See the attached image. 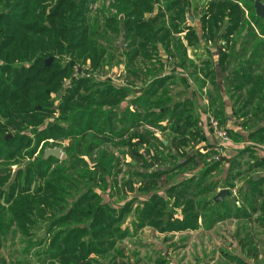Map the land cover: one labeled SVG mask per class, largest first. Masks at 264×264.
Returning a JSON list of instances; mask_svg holds the SVG:
<instances>
[{
	"label": "trees",
	"instance_id": "trees-1",
	"mask_svg": "<svg viewBox=\"0 0 264 264\" xmlns=\"http://www.w3.org/2000/svg\"><path fill=\"white\" fill-rule=\"evenodd\" d=\"M89 1L0 0V163L13 160L23 150H29L28 155L32 157L42 143L52 140L74 142L79 138L80 141L76 143L78 148L81 143L90 142L79 156L78 152H69L70 160L75 161L73 164L85 168L82 169L83 173L69 172L65 168L48 174V171L41 169L56 161V158L49 157L47 161L42 158L39 163L27 164L17 172V180L12 183L6 196L9 213H5L0 202V246L14 224L27 232L29 226L39 224L35 219L39 215L44 219L48 213L54 216L53 220L49 219L53 222L50 233L54 226H63V229L53 231L48 249L49 264H95L96 261L91 258L94 253L105 255L114 248L117 238L129 236L123 224L131 215V224L137 229L149 227L160 232L195 229L199 212L206 216V206L213 202L212 183L207 177L210 170L219 165L208 167L200 176L191 174L197 165L190 166L194 157L186 158L192 153L189 152L191 144H199L203 139L200 137V119L193 114L189 99L174 104V100L168 96L166 78H159L144 87L142 93L132 96V104L126 107L121 105L129 96L127 89H116L108 81L96 82L81 77L72 82L73 87L65 88V83L75 71L74 64H62L59 56L70 54L76 58L78 65L81 63L85 66L89 60L99 65L108 51L99 45L98 40L104 34L98 21L90 23ZM185 1L118 0L119 17L110 21L105 28L124 38L126 48L130 50L127 54L130 66L141 54L159 63L161 57H158V47L154 45L162 44L171 54L169 39L185 30L188 44L194 50L201 47L202 39L207 44L211 41L222 43V70L228 58L226 47L231 42L236 44L243 39L257 41L253 56L264 54V40L259 41L257 34L258 30L264 36V19L256 16L252 5L244 4L243 0H226V4L217 5L221 0H209L205 14L199 18L202 26L199 35L196 28L185 26ZM166 16H169L171 24L167 26L163 21V25L157 29L158 19L165 20ZM245 29L249 32L243 37ZM149 44H152V54L147 50ZM115 47L116 51H120L118 46ZM176 50L173 57L186 58L185 48L178 46ZM182 58V68L186 64L194 65ZM50 59L52 62L47 64ZM204 66V80L215 75L208 62H204ZM140 73L142 78L148 77L147 72L140 70L138 76ZM205 83L202 82L203 85ZM61 93L59 104L55 103L53 96ZM132 106L136 108L132 109ZM59 114L62 115L61 121L47 123L50 116ZM214 114L220 120L223 111ZM165 120H168V126H163ZM157 130L163 133L169 130L173 137L168 146L159 141ZM9 134L13 137H8ZM89 135L92 140H88ZM117 138L120 141L114 147L127 148L132 162L137 164H128L136 171L135 177L140 179L138 186L135 185L136 191L149 196L137 206L135 198H127L129 201L117 207L103 200L102 193L108 187L110 177L115 175L113 170L116 168L113 166L115 158L108 150L100 153V160L93 167H88L83 161V155L91 153V148L99 149L102 144H110ZM164 148L169 151L168 157L163 151L159 152ZM168 158L169 164L175 166H168ZM151 163L155 164V169ZM140 164L146 165V168L138 169ZM236 167L237 164H234L231 172ZM177 169H188L189 180L175 185L172 179L176 175L171 173ZM169 174L172 176L170 180L166 179ZM35 175L41 180L48 177V180L46 178L45 183L32 193L30 188L34 182L32 176ZM21 176H24V187H20L21 183L18 182ZM238 176H229V188L233 189V181ZM9 177L7 170L0 168V201L5 195L2 188ZM79 180H84V183ZM251 181L249 184L255 182L253 179ZM117 188L111 186V190ZM73 190L80 196L67 210L68 197H73ZM250 196L249 206L255 212L261 196L255 193ZM177 209L183 211L182 221L175 218ZM56 211L63 213L57 216ZM214 216L218 221L226 218L225 215L221 217L219 211H215ZM250 216L241 207L235 218ZM86 236H90L89 242L84 239ZM165 263L160 261L158 264Z\"/></svg>",
	"mask_w": 264,
	"mask_h": 264
},
{
	"label": "crops",
	"instance_id": "crops-1",
	"mask_svg": "<svg viewBox=\"0 0 264 264\" xmlns=\"http://www.w3.org/2000/svg\"><path fill=\"white\" fill-rule=\"evenodd\" d=\"M189 25L196 28L199 35L201 34L202 27H198L194 23ZM185 32L187 33L186 30L183 33ZM248 32L249 30L245 29L242 36L245 37ZM181 34L178 33L177 35L181 38ZM257 34L259 41L264 40V36H261L258 30ZM180 40H183V36ZM184 40H187L186 35ZM221 45L222 43L220 44L218 41L213 43V48L208 51L210 57L200 58L201 60H190L192 61L190 64L193 63L194 65L188 68L181 67L179 57H175V60L168 62V58L171 55L173 56L172 51H170L171 54L165 51V54L160 55V64L151 60L146 68H143L144 72L148 73L147 78L143 77L141 79L145 81V84H143L145 87L159 78H166L168 80V96L174 100V104L186 99L190 100L193 106V114L200 119L199 129L202 133L200 137H203L198 144L201 145L200 148L208 149L213 143V136L207 126L206 119V113L210 110L213 113L223 111V115L220 114L219 118L228 128L231 137L223 162L212 168L208 174L207 178L212 183L213 193L211 198L213 202L206 206V216H204V213L199 212L198 225L195 229L160 232L149 227L135 228V231L141 233L145 228L151 229L152 233L147 235L148 239H153L152 236L155 234L160 236L158 238L162 241V245L158 242L156 247L159 246L158 248L165 251L162 259H160L161 262L167 259L165 264H264V54L258 57L253 56V51L258 45L257 41L243 39L237 41L236 44L231 42L226 47L228 58L224 63V70H222L220 67ZM185 49L186 58L182 59L188 60V51H191V47H185ZM199 49L201 50V47ZM200 56H197V58ZM204 62H208L210 68H213L212 70L216 72L215 75L205 80L202 72L203 70L206 72ZM170 63L172 65L169 67ZM153 66L157 67L158 73L151 72ZM131 80L133 79L125 74V81L130 82ZM138 80L140 81V78ZM203 81H206L204 85L202 84ZM120 84L115 83L114 87L120 89L123 87ZM134 95H136L135 91L130 92L129 96L131 97L129 100H133L132 96ZM130 104L132 103L130 102ZM133 107L135 106L131 108L133 109ZM164 122L168 125V120ZM200 123H202L201 127ZM156 136L159 138L157 133ZM167 137H169L168 141L163 142L165 145L166 143L169 145L173 136L169 134ZM192 157H194L192 165L200 164L191 173L192 175L200 176L205 169L211 167H204L202 163H199L201 159L205 158L204 155L198 156L189 153L186 159ZM234 164H237V167L231 172ZM188 171V169L173 171L171 174L179 177V180L174 184L188 181L190 178V172ZM236 174H239V176L233 181L234 187L231 189L228 187V179L229 176ZM251 179L255 182L249 184V182H252ZM223 189H228L230 194L225 197L224 201H214V197ZM137 191L133 195V198L138 201L135 206L140 201L145 200L140 199L142 195L139 190ZM164 191L162 190V192ZM252 193L261 196L255 212H252L253 210L249 206ZM241 207L244 208L247 215H251L250 218H235L238 208ZM213 208L216 212H220L221 217L225 215L226 218L220 221L216 220L219 214L213 217L215 213ZM176 211L175 218L182 221L184 219L183 211L180 209ZM213 223L214 225L211 226ZM135 236H137L136 233ZM192 237L194 239L200 237L201 243L195 245L197 240ZM204 238L208 239L209 244H211L209 251L200 247L203 243L207 244ZM172 241L176 246L170 244ZM154 242H151L152 245ZM221 243L223 246L222 255L218 261H215L221 250ZM166 245L169 246L168 248L174 247V250L172 252L166 251ZM144 246L141 245L140 247ZM191 246L193 249L192 254L189 250ZM181 254H183L182 257H180ZM152 255L151 253L150 256ZM177 257L180 258L178 261L175 259ZM183 261H187V263ZM151 264H156L155 259Z\"/></svg>",
	"mask_w": 264,
	"mask_h": 264
},
{
	"label": "rangeland",
	"instance_id": "rangeland-1",
	"mask_svg": "<svg viewBox=\"0 0 264 264\" xmlns=\"http://www.w3.org/2000/svg\"><path fill=\"white\" fill-rule=\"evenodd\" d=\"M243 1H244V4L252 5L254 7V0H243ZM218 2L219 4L217 5H220L222 3L226 4L225 3L226 0H221ZM184 3L187 4V7L185 9V11L187 12L185 26L194 23L198 27H202L201 21L199 18L200 16H203L205 14L206 7L208 3H210L209 0H186ZM117 5H118V0H90L89 1L88 3V15L89 16L88 17L91 21L90 23L93 24L92 21H98L99 26L101 27L102 34L105 35V36L103 35V38L101 40L100 39L98 40L100 41L99 45L101 47L106 48L108 51L104 55L102 61H99V65L92 64V61L90 60L87 61L85 66L81 65L80 62H79L80 65H78L77 60H75L76 58H74L70 54L59 56L62 64L72 62L74 64V69L75 68L82 69L84 67L81 70V73L83 71L84 72L81 74V76H78L76 78H74V73H75L74 71V73L72 74V77L65 83L66 89L73 87L72 82H74L75 80H78L81 77H84V78L89 77L90 79L96 82L97 81H108L109 83H112V85H115V83H121L120 85H123V87L127 89L128 94L134 91L136 92V94H140L143 92V89L145 87V85L143 84H145V81L141 80L142 79L141 73L139 74V76L137 73L140 70L145 71L143 68H146V66L148 65L149 61L152 60V58H146L143 54H141L139 58L136 61H134L133 65L131 66L129 65L127 54L129 53L130 50L126 48V43L124 41V38L122 37V35L120 36V34L118 35V34L112 33L110 30H106L105 28V26L110 21L116 20V18L119 17ZM247 14L248 12H246V16L249 15ZM163 21H165L167 26L171 24V22L169 21V16H166L165 20L158 19L157 24H156L157 29L163 25ZM225 24H227V22L224 23V25ZM186 34H187L186 32L181 34L183 36L182 41L180 40L182 36L180 35L181 36L180 38L177 34H175L174 37L172 36L169 39V42H168L170 44L169 49H171L172 52H176L177 51L176 49L178 48V46L179 47L182 46L183 48L189 47L187 40H184V37ZM201 44H202L201 50L196 49L198 50L199 53L198 52L195 53V50L193 48H191V51L190 50L188 51V57H187L188 62H192L195 59L201 60L200 58L203 59L206 56L210 57L208 55V51H210L209 49L213 48V44L212 43L207 44L204 39H202ZM115 46H118L120 51H116L117 48ZM154 46L158 47V53H159L158 57H160V55L162 56V54H165L166 53L165 51H167L162 44L157 43V45L155 44ZM151 47H152V44H149L147 47V50H149V53L152 54ZM199 55L201 56L197 58V56ZM171 57H172V60H175V57H173L172 55ZM156 58L157 57H155L154 59ZM179 58H182V57H179ZM168 62H170L169 59H168ZM171 65L172 63L169 64V67ZM79 66H81L82 68ZM185 67L188 68L189 65L186 64ZM151 72L158 73L157 67L155 68L153 67L151 69ZM125 74L127 75V77L129 75V77L133 80H131L130 82H126ZM139 78H140V81L138 80ZM61 95L62 93L53 96L55 103L59 104L61 100ZM130 97L131 96H127V101L123 102L121 107H126L131 102L132 99L129 100ZM134 108L135 107H133V109ZM61 116L62 115L60 114L50 116L47 123H52L55 121L57 122L61 119ZM163 125H166V122H164ZM156 133L157 135H159V141H162V142L168 141L169 137H167V135L170 134L169 132L163 133L157 130ZM8 136L10 138L13 137L12 134H9ZM89 139L92 140L91 135H89L88 140ZM79 141H80L79 138H77L76 140H74V142L70 140L63 141V142H55L53 140L49 142H44L37 148V152L32 157L28 155L29 150H23L21 154H18L13 160L1 162L0 168L6 169L7 175L10 176L8 180L6 181V185L2 188L3 191L5 192V195L0 201L2 204V207L6 210L5 213H9L8 210H9L10 205L6 203V196L10 192V186L12 185V183L15 180H17V177H16L17 172L20 169H24L25 165L27 164H37L39 163V161H41L42 158L45 159L44 156H45V151L47 149H53L55 147L62 148L63 155L59 159L56 158V161L50 162L49 160L50 163L41 169L43 172L48 171V174H51L53 172L60 171V170L67 168L69 172L71 170H74L78 174L83 173L82 169H85V168H82V167L79 168L77 164L76 165L73 164L75 161H71L70 156H69V152L71 150L73 152H78L77 154L78 156L81 155L80 153H82L85 150V148L88 147L90 143V142L89 143L83 142L81 143V147L78 148L76 143ZM119 141L120 139L117 138L116 140H114V142H111L110 144L109 143L102 144L99 149L91 148V153L87 155H83V159H84L83 161L87 164L88 167H93L95 164L98 163V161L100 160V153L102 151L108 150L110 154L115 158V162L113 163V166H116V168L113 170L115 175L110 177L108 181L109 185L106 188V190H104V192L102 193L103 200L106 203L108 202L111 205L112 204L115 205V207L119 205H124L127 201H129L127 200V198L128 199L133 198V195H135L138 192L136 191V186H138V184L140 183V179H137L135 177L136 171L128 165L130 163H133V165H137L135 164V162H132L131 157L128 155L129 150L121 146L114 147V145L119 143ZM165 146H168V144L166 143ZM199 147H201V145H199ZM208 149H211V147ZM161 151H163L165 153L164 155L168 157L169 151H167L165 148L160 150L159 152ZM208 152L211 153L210 150H208ZM192 153L197 154L198 156H200L201 154L207 157L206 153L202 154L196 149L193 150ZM20 155H24V156L22 157ZM169 160L170 158L166 160V162L168 163V166L169 167L175 166L173 165V163L169 164ZM204 161L205 163L201 159L199 163H202L204 167H208V165L206 164V159ZM72 165H74V168H71ZM196 165L197 164L195 165L191 164L190 166L195 167ZM199 165L200 164H198L197 167ZM141 167L146 168V165L140 164L138 166V169H140ZM171 177L172 176H170L169 174V176L166 179L170 180ZM32 178H34V182L30 188L32 193H34L40 185H43L45 183L46 178L48 180V177L41 180L38 177H36V175L35 177L32 176ZM172 180L175 183L179 180V177L178 176H176L175 178L173 177ZM129 181L132 182V187L130 186L131 183ZM18 182L21 183L20 187H24L23 186L24 176H21ZM79 182L84 183V180H79ZM112 185H115L118 188L114 189L115 191L113 189L111 190ZM117 190H120V192H118ZM141 195L142 196L140 197V199H147L149 197L143 194ZM79 196H80L79 193L73 190V197H68L67 208H66L67 210L68 208L72 206L74 201ZM62 213L63 212H58V211L55 212L57 216L62 215ZM35 219L38 221L39 224H36L34 226H29L27 229V232H23L22 230H20V228H18L19 227L18 224L16 225L14 224V226L12 227L9 233V236L7 238L2 239L1 246H0V264H49L50 259H48V249H49L51 237L53 235V231L63 229L62 228L63 226H57V227L54 226L50 233L49 232L50 224L53 223L52 220L54 219V216H51V214L48 213V215L45 216V219L43 218V216H40V215L38 217H35ZM49 219H52V220H49ZM131 219H133L132 215L128 219H126L125 223L123 224V229L126 233L128 232L127 235L129 236L124 239L117 238L114 248L110 249L109 253L105 255L98 256L97 254L94 253V255H92L91 258L94 259V261H96L95 264H151L154 259L156 261V264L159 263L160 259H162L163 253L165 252L162 249L158 248L159 246L156 247L158 242L162 245V241L160 240V238H158L160 236H158V234H155L154 236H152L154 240L148 239L147 235H151L152 230L145 228L143 233L135 231V226L131 224ZM84 221L85 220H83V222ZM84 225L85 224H82V225L79 224V226H84ZM135 233L137 234V236H135ZM84 239L86 240V242H89L90 236H86ZM194 240H197V243L195 245L201 243L200 237ZM152 241H155L154 242L155 245L154 243L152 245L151 243ZM205 241L207 242V244L203 243V245L200 247L201 249L209 251L211 249V244H209L208 239H205ZM170 244L173 245L174 244L173 241L170 242ZM141 245L142 246L145 245V246L140 247ZM174 245L176 246V244ZM168 247L169 246L166 245V248H165L166 251L169 250L170 252H172L174 250V247H171V248H168ZM220 248L221 250L219 251V254L217 255L215 261H218L221 258L222 249H223L222 243L220 245ZM189 250H190V253L192 254L193 253L192 246L190 247ZM151 253L153 254L152 256H150ZM182 255L183 254H181L180 257H182ZM211 257L213 258V256ZM91 258H88V260H90ZM175 259L178 261L180 258L177 257ZM183 262L187 263V261H183Z\"/></svg>",
	"mask_w": 264,
	"mask_h": 264
},
{
	"label": "built area",
	"instance_id": "built-area-1",
	"mask_svg": "<svg viewBox=\"0 0 264 264\" xmlns=\"http://www.w3.org/2000/svg\"><path fill=\"white\" fill-rule=\"evenodd\" d=\"M212 43L213 42H209ZM198 52V50H195V53ZM169 61L172 60L171 57L168 58ZM74 78L79 76V73H81V69L75 68ZM89 78V77H88ZM206 119H207V126L211 130L212 136H213V143L211 145V151L208 152V149L200 148L198 144L192 143L191 152L193 150H197L202 154H207L206 158V164L208 166L215 165L217 163H221L226 156V153L228 151V145L230 142V134L229 130L224 124L221 123V121L215 116L213 111H208L206 113ZM202 126V123H200V127ZM210 148V147H209Z\"/></svg>",
	"mask_w": 264,
	"mask_h": 264
},
{
	"label": "water",
	"instance_id": "water-1",
	"mask_svg": "<svg viewBox=\"0 0 264 264\" xmlns=\"http://www.w3.org/2000/svg\"><path fill=\"white\" fill-rule=\"evenodd\" d=\"M254 10L255 14L258 18L264 19V0H254ZM52 62V59L47 61V64H50ZM9 137V136H8ZM63 155V149L59 147H55L53 149H47L45 151V159H48L49 157H55L57 159L61 158ZM148 157V154H145ZM152 168H156L154 163H151ZM230 194V191L228 189H223L219 191V193L214 197V201H224L225 197Z\"/></svg>",
	"mask_w": 264,
	"mask_h": 264
}]
</instances>
